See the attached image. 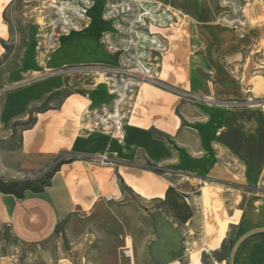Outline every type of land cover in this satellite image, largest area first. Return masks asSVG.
Segmentation results:
<instances>
[{"label":"crops","instance_id":"0c3cea01","mask_svg":"<svg viewBox=\"0 0 264 264\" xmlns=\"http://www.w3.org/2000/svg\"><path fill=\"white\" fill-rule=\"evenodd\" d=\"M11 1L0 0V10ZM98 10L90 9L91 24L63 38L51 53L27 44L19 63L9 66L2 42L10 29L0 17L4 97L31 73L120 66L121 54L103 44L110 25ZM181 21L177 31L167 32V47L150 63V75L211 101L141 81L127 106L116 101L114 112L125 116L118 139L93 129L95 117L86 118L114 104L109 84L93 83L89 73L47 85L23 112L6 114L3 99L0 124L27 125L16 147V131L8 128L0 179H25L63 158H77L63 164L42 193L19 199L0 192V226L21 246L48 241L73 213L118 198L126 187L159 203L151 214L153 264H205L204 256L208 264H264V21L237 27L189 14ZM31 51L34 59L27 63ZM103 155L109 165L99 163Z\"/></svg>","mask_w":264,"mask_h":264},{"label":"rangeland","instance_id":"374dc122","mask_svg":"<svg viewBox=\"0 0 264 264\" xmlns=\"http://www.w3.org/2000/svg\"><path fill=\"white\" fill-rule=\"evenodd\" d=\"M90 9L102 10L100 18L110 25L102 40L111 52L121 54L120 66L73 65L58 69L56 75L31 73L24 79L26 82L16 85L5 97L2 71L0 117L3 99L6 114L23 112L47 85L63 82V77L78 81L88 78L87 73L93 83L102 77L105 79L101 81L109 84L114 104L105 111L112 113L117 100L121 106L128 105L135 85L143 81L142 73L166 49L167 32L177 31L175 28L181 26L176 24L184 15L220 19L237 27L264 21V0H12L0 10L2 21L10 29L7 42H2L4 62L8 59V66L17 65L27 44L51 53L63 38L91 24ZM33 54L28 53L27 63L33 62ZM26 125L27 122L0 124V160L5 146L10 145L9 140H4L8 128L16 131V147ZM158 207L159 203L123 187L120 197L103 199L88 211L73 213L61 222L51 239L41 244L21 246L9 230L0 226V264H153L149 256V243L154 239L151 214ZM195 255L200 257V251ZM203 258L208 264L207 257Z\"/></svg>","mask_w":264,"mask_h":264},{"label":"built area","instance_id":"2783aa9c","mask_svg":"<svg viewBox=\"0 0 264 264\" xmlns=\"http://www.w3.org/2000/svg\"><path fill=\"white\" fill-rule=\"evenodd\" d=\"M143 68H145V67H143ZM145 71L146 72H143L142 77H141L143 81L147 80V81H150L159 87L167 88V89L169 88L170 90L177 92L183 98H187V99H191V100H197V101H200V100H210L211 101L212 100V99L203 98V97L197 95L196 93L183 92V91H179L177 89H174L172 87H169V86L165 85L164 83L160 82L159 80L151 77L150 68L145 69ZM56 72H57V70L50 71L49 74L50 75H56ZM26 81L27 80H24L21 83L26 82ZM21 83H19V84H21ZM215 103L219 106H225V107H229V108L240 106L239 103H236L233 101H223V102L215 101ZM91 116H93L97 119L94 121V128L93 129L100 128L115 138H118V139L123 138L121 132L123 129V120L125 118L124 114H119L117 112L108 114L106 111L102 112L101 114L96 113V112L95 113L89 112V113H87L86 118H89ZM99 163L101 165H109L111 163V160L107 155H103L102 157L99 158Z\"/></svg>","mask_w":264,"mask_h":264},{"label":"trees","instance_id":"16d2710c","mask_svg":"<svg viewBox=\"0 0 264 264\" xmlns=\"http://www.w3.org/2000/svg\"><path fill=\"white\" fill-rule=\"evenodd\" d=\"M76 157L63 158L57 161L50 168L40 172L39 174L25 179H0V192L5 194H14L17 198L23 199L27 192L42 193L52 184V179L59 168L65 164L76 160ZM157 171H161L157 169ZM225 244V251H226Z\"/></svg>","mask_w":264,"mask_h":264},{"label":"bare ground","instance_id":"6f19581e","mask_svg":"<svg viewBox=\"0 0 264 264\" xmlns=\"http://www.w3.org/2000/svg\"><path fill=\"white\" fill-rule=\"evenodd\" d=\"M101 75H102V73H101ZM101 78H102V77H98V78L95 79V81H96V82H100L101 80L105 79V78H103V79H101ZM95 85H96V84H95Z\"/></svg>","mask_w":264,"mask_h":264}]
</instances>
